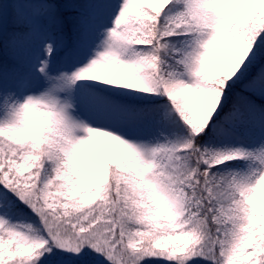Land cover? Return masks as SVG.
Returning <instances> with one entry per match:
<instances>
[{
    "label": "snow or ice",
    "instance_id": "1",
    "mask_svg": "<svg viewBox=\"0 0 264 264\" xmlns=\"http://www.w3.org/2000/svg\"><path fill=\"white\" fill-rule=\"evenodd\" d=\"M0 264H264V0H0Z\"/></svg>",
    "mask_w": 264,
    "mask_h": 264
},
{
    "label": "rangeland",
    "instance_id": "2",
    "mask_svg": "<svg viewBox=\"0 0 264 264\" xmlns=\"http://www.w3.org/2000/svg\"><path fill=\"white\" fill-rule=\"evenodd\" d=\"M102 139H103V138H101V139H100V140H98L97 142H98V143H101V142H102Z\"/></svg>",
    "mask_w": 264,
    "mask_h": 264
}]
</instances>
